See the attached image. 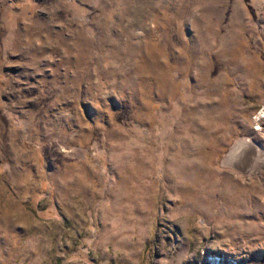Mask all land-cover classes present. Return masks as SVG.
<instances>
[{"label": "rangeland", "instance_id": "374dc122", "mask_svg": "<svg viewBox=\"0 0 264 264\" xmlns=\"http://www.w3.org/2000/svg\"><path fill=\"white\" fill-rule=\"evenodd\" d=\"M0 264H264V0H0Z\"/></svg>", "mask_w": 264, "mask_h": 264}]
</instances>
